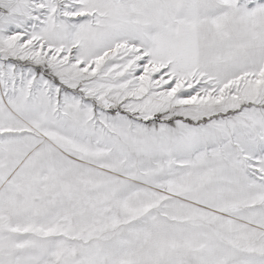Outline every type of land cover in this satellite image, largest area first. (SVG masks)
<instances>
[{"label": "snow or ice", "instance_id": "obj_1", "mask_svg": "<svg viewBox=\"0 0 264 264\" xmlns=\"http://www.w3.org/2000/svg\"><path fill=\"white\" fill-rule=\"evenodd\" d=\"M0 264H264V0H0Z\"/></svg>", "mask_w": 264, "mask_h": 264}]
</instances>
